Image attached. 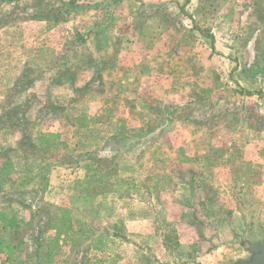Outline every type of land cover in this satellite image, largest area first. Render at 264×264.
Listing matches in <instances>:
<instances>
[{
    "label": "rangeland",
    "instance_id": "obj_1",
    "mask_svg": "<svg viewBox=\"0 0 264 264\" xmlns=\"http://www.w3.org/2000/svg\"><path fill=\"white\" fill-rule=\"evenodd\" d=\"M91 164L148 201L131 232L40 204ZM239 238H264V0H0V264H229Z\"/></svg>",
    "mask_w": 264,
    "mask_h": 264
},
{
    "label": "crops",
    "instance_id": "obj_2",
    "mask_svg": "<svg viewBox=\"0 0 264 264\" xmlns=\"http://www.w3.org/2000/svg\"><path fill=\"white\" fill-rule=\"evenodd\" d=\"M93 167L94 166L92 164L89 166L88 180L85 184H83L80 187L81 192L78 193V194H81L80 196H78L77 194L76 195L73 194L72 196H69V198L67 199L64 194V191H61V193L59 191L58 196L55 199L50 200L44 197V194H45L44 186L40 185V204L47 205L49 203L50 204L61 203V201L63 200L62 198H65L67 202L75 203L77 205H79V202H80V203H83V207L85 209H91V210L95 209V211L99 214V217L103 220H106V223H108V225H112L113 223L119 225V223H121L124 219L123 224L125 225L126 230L128 232H131L130 230L132 228L131 225H133L132 223H134L135 221H143L144 217H139V216L135 217V215L138 214L139 212L126 209L125 206L121 205V202H123L124 199H121V193L119 191L108 190L104 186H95V182H94L95 180H93L94 179L93 178V172H94ZM43 184L45 185L46 183L43 182ZM76 190H79V189H76ZM93 190H96V191L93 192ZM109 195L111 196L115 195V197L111 199L108 197ZM129 201H131L133 204H137V203L140 205L148 204V201H144L140 198L137 199V198L129 197L128 199L124 200V202L126 203H128ZM145 207L147 206L145 205ZM108 208H111V209L109 210ZM126 213H129L130 217L128 218L125 217ZM134 235H137V234H134Z\"/></svg>",
    "mask_w": 264,
    "mask_h": 264
},
{
    "label": "water",
    "instance_id": "obj_3",
    "mask_svg": "<svg viewBox=\"0 0 264 264\" xmlns=\"http://www.w3.org/2000/svg\"><path fill=\"white\" fill-rule=\"evenodd\" d=\"M239 245L244 254L235 256L229 264H264V238L259 241L239 238Z\"/></svg>",
    "mask_w": 264,
    "mask_h": 264
}]
</instances>
